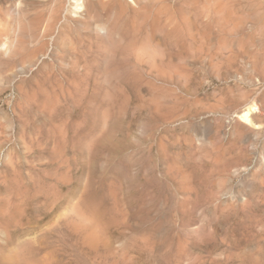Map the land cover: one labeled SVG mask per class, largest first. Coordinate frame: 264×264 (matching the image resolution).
<instances>
[{"label":"rangeland","instance_id":"1","mask_svg":"<svg viewBox=\"0 0 264 264\" xmlns=\"http://www.w3.org/2000/svg\"><path fill=\"white\" fill-rule=\"evenodd\" d=\"M52 1L0 0V253L17 250L18 264H264V111L249 121L264 108V0L226 4L228 27L240 19L253 39L225 36L242 50L225 65L193 63L192 0H123L124 12L110 0L108 17L143 42L101 32L77 68L54 41L62 24L82 31L88 12L61 0L46 32ZM37 11L45 35L33 42ZM169 15L185 21L173 37Z\"/></svg>","mask_w":264,"mask_h":264},{"label":"bare ground","instance_id":"2","mask_svg":"<svg viewBox=\"0 0 264 264\" xmlns=\"http://www.w3.org/2000/svg\"><path fill=\"white\" fill-rule=\"evenodd\" d=\"M112 1V0H111ZM110 0H82L83 3V7L86 9V11L88 12L87 18L84 19L82 26L84 28H81L78 26V30L79 28L82 29V31H71L69 28L70 25L67 24H62L63 26H61L59 28V32L55 37V45L59 46L61 45L63 47V49L68 50L70 53L72 52L74 57L72 60V66L73 67H78L79 65H81L82 63H87V51L90 50L92 48H90V42L93 41L94 42V38H98L99 34L101 32L103 33H110V32H114L116 33L118 36L122 37V39H126L127 41V45L126 47H129L131 45H135L136 43L140 44L141 41V36H139L138 32H136V27L132 26L130 28V26H128L129 20L128 19H124L123 22L121 20V23L118 24V22L114 19H111L108 17L107 15V8L110 7L113 3H111ZM117 5L119 6V8L121 9V11L124 12L125 10V6L126 3L123 0H115ZM163 1V0H161ZM165 1V0H164ZM167 1V0H166ZM174 1V0H173ZM187 0H185L186 2ZM190 1V0H188ZM187 1V3H188ZM195 5H191V10L188 8L189 11H191L190 13V17L185 18V20H187V25L185 26V30H186V34L187 37L189 39L188 41V46L192 52V60L193 63L198 60V62L200 61V57L198 58V54H201V56L207 60L212 61L214 58H216L217 62H215V64H230V62L232 63L233 60H236V58H238L242 52V50L240 51V53L238 51L235 50V46L237 48V45L234 44V47L232 46H228L229 44H225V42H223L225 36L227 37V35L231 32V34H237L238 35V39L241 38L244 39V41L240 40L241 44L244 43L243 47L245 46V43L247 40L251 39L247 37V40L245 39L246 36L248 35L246 32H244V27L246 23H239V20L236 18H234L235 24H233L230 28L228 27L229 23V16L224 14V8H226V4L231 6V3L234 5L237 2H243V0H192ZM60 2L61 0H54L50 3V7H51V12L48 18V23L46 24L45 30L46 32H51V30L56 29V25L58 24V20L60 19ZM96 2L98 3V8H95L94 5L96 4ZM138 2V1H137ZM157 2V0H156ZM191 2V1H190ZM189 2V3H190ZM149 2H147L148 5ZM162 3V2H161ZM166 3V2H164ZM176 3V2H175ZM182 3V2H179ZM245 3V2H244ZM263 3V2H262ZM173 4V3H172ZM185 4V3H183ZM192 4V3H190ZM189 4V5H190ZM248 4V3H247ZM257 4H261L260 1L257 0ZM178 5V4H177ZM264 5V4H263ZM65 6V4H64ZM169 6V5H168ZM196 6V7H195ZM229 6V7H230ZM237 5L233 6L236 7ZM143 7V6H142ZM141 7V8H142ZM166 7V6H165ZM194 7V8H193ZM242 8V5L240 4L239 8ZM264 12V6H261ZM65 8V7H64ZM63 8V9H64ZM140 8V9H141ZM144 8V7H143ZM142 8V10H143ZM163 8V7H162ZM179 8V7H178ZM193 8V9H192ZM154 9V7L152 8ZM159 9V8H158ZM169 9V8H168ZM173 9V8H172ZM185 9V8H184ZM230 9V8H228ZM236 9V8H235ZM112 10V9H110ZM148 10V8L146 9ZM157 10V8H156ZM161 10V9H160ZM166 10V9H165ZM179 10V9H178ZM176 10V11H178ZM256 10V9H255ZM153 11V10H152ZM164 11V10H163ZM186 11V10H185ZM227 11V10H226ZM225 11V12H226ZM239 11V10H238ZM36 12V11H35ZM38 12V11H37ZM142 12V11H140ZM139 12V13H140ZM145 12V11H144ZM156 12V11H155ZM162 12V11H161ZM182 13H184L181 10ZM180 12V13H181ZM175 13V12H174ZM247 13V12H246ZM43 14L44 13H33L31 14L28 18H29V28L28 31L30 33L31 39H36L39 36H44L45 34L43 32L40 31V26H41V22L43 19ZM125 14V13H124ZM152 14V13H151ZM176 14V13H175ZM239 14V13H238ZM264 14V13H263ZM129 15V14H128ZM143 13H141V17H142ZM159 15V13H158ZM161 15V14H160ZM160 15L158 17H160ZM168 15V13L166 14ZM164 15V16H166ZM243 14H241L240 16H242ZM186 16V15H185ZM233 16V15H232ZM231 16V17H232ZM150 17V16H149ZM157 17V18H158ZM162 17V15H161ZM239 17V15H238ZM247 17V16H246ZM140 18V16H139ZM151 18V17H150ZM240 18V17H239ZM244 18V17H242ZM258 18V17H257ZM117 19V18H116ZM142 18H140L141 20ZM183 19V18H181ZM232 19V18H230ZM252 19V18H251ZM254 19V18H253ZM262 19V18H261ZM151 20V19H150ZM164 20V19H163ZM248 20V19H244ZM263 20V19H262ZM59 21H62L59 20ZM184 21V20H183ZM231 21V20H230ZM236 21H238V23H236ZM256 21H258L256 19ZM261 21V20H259ZM185 22V21H184ZM182 20H177V18H175L173 15H169L166 19H165V28L167 30L168 36H175L176 34H178L184 27L182 26ZM246 22V21H245ZM264 24V20L261 21ZM134 23V22H133ZM132 23V24H133ZM162 23V22H161ZM135 24V23H134ZM66 25V26H64ZM124 25H127V27H124ZM158 25V24H157ZM248 26V24H246ZM251 25V24H249ZM254 24H252L253 26ZM68 26V27H67ZM160 26V25H159ZM256 26V25H255ZM96 27V31L97 34L95 32H92L91 29ZM257 27V26H256ZM264 27V25H263ZM253 28V27H252ZM251 28V29H252ZM255 28V27H254ZM72 29V28H71ZM250 29V28H249ZM70 30V31H69ZM246 30V29H245ZM150 31V30H149ZM247 32H249L248 30H246ZM252 31V30H251ZM101 33V34H103ZM151 33V32H150ZM149 33V34H150ZM162 33V31H161ZM185 33V31H184ZM252 33L251 32V36L252 37ZM96 34V35H95ZM141 34V33H140ZM250 34V32H249ZM213 35H217L214 36V39H217V42L219 43V47L217 46L218 50L216 49L215 51H213L212 46H213V40H212V36ZM236 35V36H237ZM255 35V34H254ZM253 35V36H254ZM105 36V35H103ZM156 36V34H155ZM183 36V35H182ZM185 36V35H184ZM235 36V35H232ZM27 37V36H26ZM230 37V36H229ZM101 38H105V37H101ZM100 38V39H101ZM233 38V37H231ZM92 39V40H91ZM229 39V38H228ZM253 39V37H252ZM263 39V38H262ZM40 40V39H38ZM91 40V41H90ZM104 40V39H103ZM227 40V39H226ZM264 40V39H263ZM262 40V41H263ZM229 41V40H228ZM253 41V40H252ZM251 41V43H252ZM255 41V40H254ZM34 42V40H33ZM143 42V41H141ZM239 42V43H240ZM250 42V41H249ZM126 43V42H125ZM216 43V42H215ZM234 43H237V41H235ZM217 44V43H216ZM264 44V43H263ZM94 46V45H92ZM108 46V45H107ZM136 46V45H135ZM146 46V45H145ZM215 46V45H214ZM240 46V45H239ZM62 47H59V49L62 50ZM96 47V46H95ZM98 48V47H96ZM136 48V47H135ZM140 48V47H138ZM183 48V47H182ZM185 48V47H184ZM241 48V47H240ZM147 51L148 49L145 48ZM250 49V47H249ZM94 50V49H93ZM97 50V49H96ZM134 50V49H133ZM132 50V51H133ZM140 50V49H139ZM244 50V49H243ZM68 51H65L64 53L67 55V53H69ZM89 51V52H90ZM145 51V50H144ZM224 51H228L227 55L224 56ZM67 52V53H66ZM136 52V49H135ZM141 53V51H138ZM151 52V51H150ZM150 52H148L150 54ZM63 53V56H64ZM71 53V55H72ZM92 53V52H91ZM95 53V52H94ZM98 53V52H97ZM153 53V52H152ZM249 53V52H248ZM136 55V53H134ZM142 54V53H141ZM140 54V55H141ZM92 55V54H91ZM97 55V54H96ZM138 55V53H137ZM247 55V54H246ZM89 56V54H88ZM243 56V55H242ZM249 56V54L247 55ZM256 56V55H255ZM92 57V56H91ZM144 57V56H143ZM142 57V58H143ZM152 58V56H150ZM201 57V60H202ZM245 57V54H244ZM66 58V57H65ZM69 58V56H68ZM246 58V57H245ZM251 58V56H250ZM260 58V57H259ZM124 59V58H123ZM126 59V58H125ZM252 59V58H251ZM255 59V58H253ZM252 59V60H253ZM152 60V59H151ZM204 60V59H203ZM257 60V59H256ZM263 60V59H262ZM66 61V60H65ZM64 61V62H65ZM89 61V60H88ZM143 61V60H142ZM209 61V62H210ZM249 61V60H248ZM134 62V61H133ZM250 62V61H249ZM252 65L255 67V65L257 64L255 61H252ZM70 63V64H71ZM131 64V62H128V64ZM135 63V62H134ZM148 63V62H147ZM211 64H214L212 62H210ZM263 63V62H262ZM90 64V63H89ZM95 64V63H94ZM153 64V63H152ZM197 64V63H195ZM201 64V63H200ZM199 64V65H200ZM226 64V65H227ZM63 65V64H62ZM84 65V64H83ZM97 65V64H96ZM134 65V64H133ZM137 65V64H136ZM134 65V66H136ZM192 65V64H191ZM205 65H207L205 63ZM209 65V64H208ZM61 66V65H60ZM85 66V65H84ZM92 66V65H91ZM132 66V64L130 65ZM232 66V65H231ZM65 67V66H64ZM222 67V66H221ZM85 68L87 69V67L85 66ZM192 68V67H191ZM195 68V67H194ZM84 69V68H83ZM218 69V68H217ZM65 70V69H64ZM132 71V70H131ZM84 72V71H83ZM150 72V71H149ZM85 73V72H84ZM83 73V74H84ZM138 74V72H136ZM57 75V74H56ZM158 75V74H157ZM156 75V76H157ZM264 75V74H263ZM125 76V75H123ZM122 76V78H123ZM160 76V75H159ZM133 78V77H132ZM81 79V78H80ZM83 80V78H82ZM126 80V78L124 79V81ZM151 81V80H150ZM60 83V82H59ZM255 107V106H254ZM260 107V108H259ZM258 107V113L257 111L251 116V118H246L249 119V121H251V123L255 122V121H259V114L262 113L264 110V108L262 109L261 106ZM256 110V109H255ZM247 112L242 113L241 117L245 118V116L247 117ZM10 248L9 250V254L5 255L3 253H0V262H9L10 264H18V253L17 250H14ZM21 264V263H20Z\"/></svg>","mask_w":264,"mask_h":264}]
</instances>
